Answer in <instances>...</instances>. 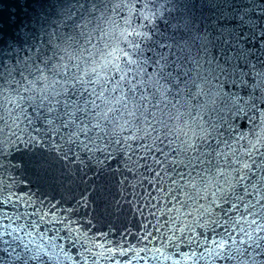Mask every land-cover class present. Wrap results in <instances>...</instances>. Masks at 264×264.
Listing matches in <instances>:
<instances>
[{
  "label": "water",
  "instance_id": "95a60500",
  "mask_svg": "<svg viewBox=\"0 0 264 264\" xmlns=\"http://www.w3.org/2000/svg\"><path fill=\"white\" fill-rule=\"evenodd\" d=\"M162 64L195 107L181 99L129 116L113 85L124 75L125 91L131 82L137 99L150 95L167 83ZM105 88L112 103L89 97ZM43 96L60 104L41 107ZM69 97L99 108L89 102L65 128ZM97 121L104 132L69 140ZM190 142L197 151L184 150ZM262 154L264 0H0V264H264L260 169L245 170L228 203L212 196L235 159Z\"/></svg>",
  "mask_w": 264,
  "mask_h": 264
},
{
  "label": "snow or ice",
  "instance_id": "6c2138e0",
  "mask_svg": "<svg viewBox=\"0 0 264 264\" xmlns=\"http://www.w3.org/2000/svg\"><path fill=\"white\" fill-rule=\"evenodd\" d=\"M137 35H140V34L137 33ZM130 46L133 49H138L140 47L138 44H131ZM123 55L125 57H128V61L127 62L129 64L135 63V61L132 60L131 57L129 56V53L123 52ZM48 59L51 60L52 57H49ZM60 67L61 66L58 65V64L57 65H53V69L52 70L55 72ZM160 67H161L160 79L161 80H165L167 83L164 84V85H161L159 80H157L155 82L156 92L151 93L150 95L141 94L139 96V98L137 99L136 98V94H135V90H136L137 85L133 84L131 82H129V84L127 86V91H125L124 90V86L121 84V81H123L125 79L124 75L121 76L120 81H116V83L113 85V87L111 89L112 92H116L117 89L121 90L120 96L115 98V103H117V104L123 103V106H124L125 109H127L129 107V103H131L132 110L128 112L129 116H135L136 112L141 111V109L144 110L143 112H141V115H144V112H146L149 107H154L155 108V107H157L160 104H164L165 108H167L169 105H171L172 108H176L177 104L181 103V99L184 101V105L185 106L195 107V105L191 104V99H194L195 98L194 96L191 99H189L188 97H179V93L183 91V89L180 88V84L182 82L180 80L179 73L176 75L175 78H173L172 72H166L165 73L163 71L164 68L167 67L166 64H162ZM116 70L120 71L118 65L116 66ZM93 71H95V70L93 69ZM39 78L40 79H47V77L43 75L42 71H41V76ZM52 83L56 84V83H59V81L54 79L52 81ZM64 83L67 84V83H69V81H64ZM77 83H79L81 85V87H82V91H79V94H80V96H83L84 93L88 91V89L86 87H84V84L86 82L83 81L80 78H76L73 81H71L72 94H75L78 91L76 89V84ZM87 83H91V81H88ZM139 83H143V81H140ZM25 91H28V89H25ZM40 91L43 92L44 89H40ZM63 91L65 93H68L69 89L67 87H65L63 89ZM105 91H107V88L102 90L97 95L96 92H95V89H93V91L91 93H89V97L96 96V99L103 98L105 100L106 104H110V103H112V101H110L106 97H104V92ZM173 92H175L176 95H171ZM128 93L132 94L131 99H129ZM157 94H158L159 98H157ZM55 95L59 96L60 93L56 92ZM170 95H171V99H169ZM19 98H20V100H24L25 99V97H23V96H21ZM28 99H31V100L34 101L36 98L35 97H29ZM44 100H48L50 105H59L60 104L59 100L53 101V100H50L48 96H43L42 99H41V104H40L41 107H43V101ZM69 100H70V97H69V99H66L64 101V107H65L66 110L64 112L60 113V116H68L69 117L68 121L63 122V127H65V128H67L69 126V123L75 124L76 119H77L76 113H78V112H86L87 111V105H88L89 102H91V104L93 105L94 108H99V105L96 104L95 100H89V99L84 100V107H81L80 104L77 101H71V107H70L69 106ZM153 101H155V103H153ZM114 110L115 109H113L112 107H109L107 109V112L103 113L104 119H107L108 112H112ZM47 111L49 113H52L54 111H57V109H56L55 106H51V107L47 108ZM97 115H100V113H97ZM154 115L155 114L153 113V116ZM180 115L181 114L178 112L177 119L180 118ZM189 115H190V112H189ZM36 119L37 120L40 119V114L39 113L37 114V118ZM54 119L55 118H52V119L45 118L44 122L47 125L51 126L54 123ZM145 119H147V117H145ZM28 122H29V125H34V121L33 120L29 119ZM164 127H166V125H164ZM93 129H99L100 132H104V130H105L104 127L101 126L99 121H97L95 124H93L91 128H89L87 124H84L83 122H81V126L79 127V131L78 132H73L71 134V136L69 137V140H71L72 136H77V135H79L82 132H91ZM48 130L51 131L52 129L49 128ZM34 131L39 133L41 131V129L40 128H34ZM165 135H167V133H165ZM132 139H135V137L133 136ZM157 139H159V137H157ZM33 142H39V141L36 140L35 136H30L29 140L27 141V143L31 144ZM116 143L119 144L120 141L117 140ZM169 143H171V141H169ZM257 143H260V141L258 140ZM85 147H87V145H85ZM253 149H256V144H253L252 148L247 150V154H248V158L249 159H251V153H252ZM184 150L185 151H187V150L197 151L198 149H196L194 147V142H190V143H187V147ZM157 151H161V149L158 148ZM165 155H167V154L165 153ZM217 155H220V153H217ZM262 155H264V154H262ZM156 163L159 164L160 161L157 160ZM234 163L238 164L240 166L238 168H233L231 170L232 173H235V176L233 177V179L232 180L226 179L225 182H224L226 187H218L216 189V191L212 192V196L214 198H217V194L219 193V197L223 198L224 203H228L229 202L228 197L230 195H232V196L236 195V188H237L238 185L241 184L242 181L251 179L249 177V175H248V172H246L245 170L251 171V169L253 167H256V168L260 169L262 174L258 178L257 183H264V161H261L260 164H256V162L253 160L252 163L249 164L247 160L235 159ZM224 172H225L224 169H221V168L217 169V175H223ZM181 178L183 179V175L182 174H181ZM193 187H194V185H193ZM251 187L255 189L256 188V184L255 183L251 184ZM243 190H244L245 193L248 192V188L247 187H244ZM237 198L240 199V200L243 199L242 196L241 197H237ZM261 198L264 199V196H262ZM4 202L7 203L8 201L5 200ZM42 203H43V201H41V204ZM52 207H55V205H52ZM232 207H236V205L233 204ZM67 211L68 212H72V211H74V209L69 208V209H67ZM44 215H48V213L45 212ZM40 219H41V221H43L44 220V216H41ZM53 219H55V215L54 214H53ZM253 223H255V221H253ZM9 234L10 233H8L7 231L5 232V235H9ZM4 243L8 244L9 242L7 240H5ZM219 247H221V248L224 247L223 242L219 245ZM5 251H7V249H5ZM33 258L35 259L36 257H33Z\"/></svg>",
  "mask_w": 264,
  "mask_h": 264
}]
</instances>
